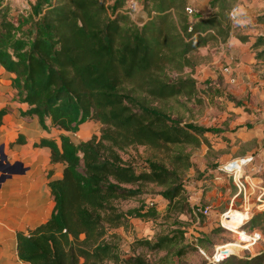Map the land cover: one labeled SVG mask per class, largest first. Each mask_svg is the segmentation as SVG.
<instances>
[{"label": "trees", "instance_id": "trees-1", "mask_svg": "<svg viewBox=\"0 0 264 264\" xmlns=\"http://www.w3.org/2000/svg\"><path fill=\"white\" fill-rule=\"evenodd\" d=\"M111 1L36 0L31 14L15 22L11 7L0 0V66L14 75V99L28 105L24 113L36 116L46 130L60 131L59 142L43 137L34 146L50 148L51 162L65 165L60 179L52 180L53 171L48 172L54 201L50 217L17 232L18 257L29 264L119 259L117 244L106 239L109 229L157 211L144 206L123 211L117 203L139 197L152 185L161 188L169 213L191 211L183 182L192 167L186 148L208 142L201 139L208 130L173 119L155 102L198 96L193 73L201 63L199 52L228 43L234 29L230 14L238 0H211L213 12L193 19L186 10L188 0H143L147 18L142 24L133 18L127 0ZM262 46L264 36L257 37L252 49ZM8 113L0 108V124ZM89 121L102 124L100 135L75 143L71 136ZM14 143L25 144L24 135ZM137 146L173 153L167 160L147 159L138 171V161L122 155ZM251 229L264 236V211L252 217ZM183 239L184 232L177 231L141 244L180 258L201 248L214 250L207 240L194 245ZM220 258L204 264H264V251Z\"/></svg>", "mask_w": 264, "mask_h": 264}, {"label": "rangeland", "instance_id": "rangeland-1", "mask_svg": "<svg viewBox=\"0 0 264 264\" xmlns=\"http://www.w3.org/2000/svg\"><path fill=\"white\" fill-rule=\"evenodd\" d=\"M142 1L127 0L126 3L133 18L140 24L147 18ZM210 1L188 0V5L194 10L191 18L209 16L213 12ZM2 2L11 7V18L17 22L20 16L31 14L36 0ZM237 4L235 18H231L233 34L249 39L264 32V0H238ZM221 51L222 45L219 44L200 50L198 56L201 63L193 73L197 80L198 96L155 102L168 111L173 119H182L185 123H193L208 130L201 137H206L208 142L203 141L200 147L186 148V152L191 153L192 167L183 177V182L191 211L169 213L168 201L159 194L161 188L153 185L137 198L118 202L117 205L123 211L144 206L146 211L155 209L157 215L133 217L125 227L110 228L106 239L117 244L120 257L104 264H140L136 259L143 260L145 264H204L206 261L217 262L215 258L218 254L219 259L230 253L226 258H220L225 260L229 257H253L264 251V236L260 232L261 237L255 241H239L242 232L248 236L258 232L251 231L252 218L246 220L250 215L264 211V206L261 210L257 206L264 202V63L258 55V62L251 72H228L231 65L224 56L219 55ZM185 72L190 70L186 69ZM171 74L173 77L178 75L175 72ZM21 116L25 122L31 123V118L23 111ZM101 130L100 122H87L72 135V140L75 143L87 141L94 135H100ZM171 153V150L165 153L151 147L137 146L122 155L130 161H138L137 169L142 171L147 166V159L167 160ZM250 155L255 157L246 169L250 184L246 194H239L232 177L224 172V165ZM251 179L258 184L255 186ZM40 202L45 218L53 208V198L45 195ZM207 208L210 209L208 215L199 212V209L204 211ZM228 211L231 212L226 219L224 214ZM244 220L245 226L241 227ZM220 228L225 230H218ZM177 231L184 232L183 244L197 245L207 240L213 244V252L201 248L205 255L198 250L180 258L168 251H150L141 244L142 240L155 243L159 238L172 236Z\"/></svg>", "mask_w": 264, "mask_h": 264}, {"label": "crops", "instance_id": "crops-1", "mask_svg": "<svg viewBox=\"0 0 264 264\" xmlns=\"http://www.w3.org/2000/svg\"><path fill=\"white\" fill-rule=\"evenodd\" d=\"M260 36H264V32L250 36L244 42L233 34L228 43L222 45L219 55L224 56L231 65L230 72H251L259 58L264 63V55L258 58L264 46L258 50L252 49L253 43ZM13 76L0 66V108L9 109L0 124V147L4 145L7 156V161L0 165V177L4 175L3 169L8 166V162L12 166L21 162L25 170L18 167L17 172L13 171L9 178L0 182V264H29L18 257L17 232H27L50 217L53 208L44 218L40 202L45 195H51L48 172L53 171L52 180L60 179L65 165L51 162L50 148L34 146L43 137H52L59 142L60 131L55 128L45 130L36 116L24 113L28 105L14 99ZM21 111L31 118V123L23 120ZM20 134L24 135L25 144L14 143ZM251 183L255 186L258 184L253 180Z\"/></svg>", "mask_w": 264, "mask_h": 264}, {"label": "built area", "instance_id": "built-area-1", "mask_svg": "<svg viewBox=\"0 0 264 264\" xmlns=\"http://www.w3.org/2000/svg\"><path fill=\"white\" fill-rule=\"evenodd\" d=\"M186 10L189 14H192L194 12V10L191 7H187ZM236 11H237V7L231 12V14H230L231 18H235V12ZM227 70H228V72H230L229 68ZM254 160H255V157L253 155H250V156H245V157H240L238 159H234V160L228 162L226 165H224V172L227 173L230 177H232L233 184L237 188V191L239 192V194H241V193L246 194L247 193V189H248L247 187H248V184H250V177L248 176V174H246V169H247L248 165H250L254 162ZM258 200H260V199H258ZM257 206H258V210H261V208L264 206V202H262V204L261 203L258 204ZM199 212H202L205 215H208L210 212V209L207 208L204 211L199 209ZM230 212L231 211H228L227 213L224 214V217L226 219H227L226 216ZM252 216L253 215H250V217L246 221H249L252 218ZM223 225H225L224 222H223ZM244 236H247L248 238L245 239ZM260 237H261V234L259 232H254V234L250 235V236H248L244 232H242L239 241L243 242V241H246L248 239L255 241L256 239H258ZM200 250L205 255V252L202 249H200ZM218 255H216L215 259L217 262H220L221 260L218 259V257H217ZM227 255H230V253L226 254V256ZM226 256H225V258H226Z\"/></svg>", "mask_w": 264, "mask_h": 264}, {"label": "water", "instance_id": "water-1", "mask_svg": "<svg viewBox=\"0 0 264 264\" xmlns=\"http://www.w3.org/2000/svg\"><path fill=\"white\" fill-rule=\"evenodd\" d=\"M0 153H1V156H0V165L2 164L3 161H7V156L6 154L4 153V145H2L0 147ZM21 168L22 171L25 170L24 168V165L21 163V162H17L14 166H12L9 162H8V166L5 167V169H3L4 171V175L2 177H0V182L6 180L7 178H9L11 176V174L15 172H17V168Z\"/></svg>", "mask_w": 264, "mask_h": 264}, {"label": "bare ground", "instance_id": "bare-ground-1", "mask_svg": "<svg viewBox=\"0 0 264 264\" xmlns=\"http://www.w3.org/2000/svg\"><path fill=\"white\" fill-rule=\"evenodd\" d=\"M232 230V229H231ZM234 231V230H233Z\"/></svg>", "mask_w": 264, "mask_h": 264}]
</instances>
